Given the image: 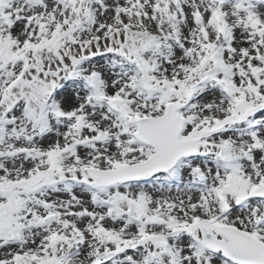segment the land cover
Wrapping results in <instances>:
<instances>
[{"label": "snow or ice", "instance_id": "1", "mask_svg": "<svg viewBox=\"0 0 264 264\" xmlns=\"http://www.w3.org/2000/svg\"><path fill=\"white\" fill-rule=\"evenodd\" d=\"M0 264H264V0H0Z\"/></svg>", "mask_w": 264, "mask_h": 264}]
</instances>
